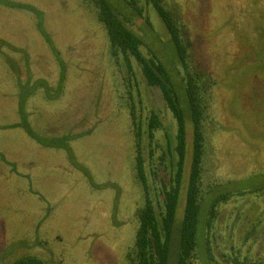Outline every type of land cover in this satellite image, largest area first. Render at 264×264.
Instances as JSON below:
<instances>
[{
  "label": "rangeland",
  "instance_id": "374dc122",
  "mask_svg": "<svg viewBox=\"0 0 264 264\" xmlns=\"http://www.w3.org/2000/svg\"><path fill=\"white\" fill-rule=\"evenodd\" d=\"M169 1L180 6L194 61L213 84L216 126L196 264H226L223 256L264 259V0ZM0 2L35 9L0 3V264L28 255L46 264H127L135 213L145 203L135 178L130 104L145 122L153 110L160 115L166 131L156 132V142L163 148L167 135L174 141L175 118L136 63L129 100L128 79L89 1ZM146 16L156 32L149 31L142 51L161 59L182 94L160 19L151 7ZM26 121L42 142L30 137ZM221 197L228 200L217 204L208 232ZM182 219L179 207L176 224Z\"/></svg>",
  "mask_w": 264,
  "mask_h": 264
},
{
  "label": "trees",
  "instance_id": "16d2710c",
  "mask_svg": "<svg viewBox=\"0 0 264 264\" xmlns=\"http://www.w3.org/2000/svg\"><path fill=\"white\" fill-rule=\"evenodd\" d=\"M87 1L94 7L95 15L106 29L110 55L119 73H125L128 79L129 100L133 102L135 99L133 93L135 86L130 79L136 83L134 65L136 63L147 87L160 89L166 108L177 123L174 141L167 135V145L163 148L156 142V132L166 131L160 115L153 110L145 122L138 114L136 104H130L131 127L135 142V178L142 187L145 203L135 213L138 229L134 244L126 256L127 264H170L173 258L174 264H196L199 213L204 190L209 184L205 181L210 176L211 161L208 152L216 126L211 116L213 84L210 75L194 61L190 32L181 8L175 2ZM0 3L7 7L35 12L31 6L11 2ZM147 7H151L158 15L162 31L166 35V45L174 53V63L180 67L178 74L182 75V94L178 91L179 85L173 80L172 74L161 59L151 52L145 55L142 51V48L147 46L145 42L149 31L156 32L154 24L146 16ZM134 27L147 32H144V36L139 35ZM136 89L140 96L138 87ZM184 106H187L192 124L190 143L187 142V134L190 131ZM23 125L30 137L42 142L27 121ZM158 149H161L162 153L157 157ZM161 173H165L164 178L160 176ZM149 178L155 184L158 183L156 191L159 194L153 193V182L151 183ZM259 192L264 193L262 190ZM226 200L228 197H221L212 206L207 225L208 232L212 230V222L216 218L217 204ZM179 207L183 208V219L180 225H177L176 213ZM253 233H248L246 241ZM223 257L226 264H264V259L252 260L242 255L234 256L232 260ZM13 264L46 263L36 256L28 255L17 259Z\"/></svg>",
  "mask_w": 264,
  "mask_h": 264
},
{
  "label": "water",
  "instance_id": "95a60500",
  "mask_svg": "<svg viewBox=\"0 0 264 264\" xmlns=\"http://www.w3.org/2000/svg\"><path fill=\"white\" fill-rule=\"evenodd\" d=\"M190 140H191V135L190 133L187 134V142L190 143Z\"/></svg>",
  "mask_w": 264,
  "mask_h": 264
}]
</instances>
